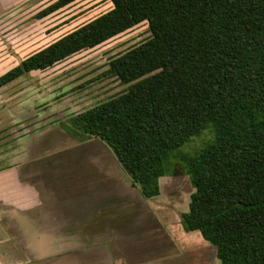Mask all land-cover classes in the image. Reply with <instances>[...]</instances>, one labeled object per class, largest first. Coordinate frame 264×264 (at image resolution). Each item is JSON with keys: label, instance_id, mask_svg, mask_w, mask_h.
I'll return each mask as SVG.
<instances>
[{"label": "trees", "instance_id": "1", "mask_svg": "<svg viewBox=\"0 0 264 264\" xmlns=\"http://www.w3.org/2000/svg\"><path fill=\"white\" fill-rule=\"evenodd\" d=\"M110 1L2 73L0 87L146 20L150 37L108 62L126 90L60 126L99 138L143 198L180 164L193 187L182 229L198 231L220 264H264V0Z\"/></svg>", "mask_w": 264, "mask_h": 264}, {"label": "rangeland", "instance_id": "2", "mask_svg": "<svg viewBox=\"0 0 264 264\" xmlns=\"http://www.w3.org/2000/svg\"><path fill=\"white\" fill-rule=\"evenodd\" d=\"M52 2L0 0V75L22 58L108 11L112 6L110 0H74L41 15V11ZM150 35L147 21L143 20L48 68L32 70L2 85L0 166L26 159L31 148L32 156L37 158L39 154L79 146L85 150L83 153L86 154L82 153L81 160L87 161V166L95 164L100 176L117 183L118 176L124 172L110 149L97 137L81 141L67 135L60 121H66L72 115L126 90L129 83L121 82L114 73L108 72V62L145 41ZM209 137L208 132L194 137L181 151L193 152ZM175 171L174 175H165L161 180L165 185L174 182L177 189H164L162 195L148 198L141 205L143 215H158L162 218L161 222L178 237L179 251H173L175 259L154 264H220L215 257V247L204 240L198 231L182 229L180 214L188 209L193 187L180 164L175 165ZM112 201L109 212L100 208L95 214L106 216L117 228L118 224L124 223L123 216L125 218L127 214H132L138 206L125 204L118 196Z\"/></svg>", "mask_w": 264, "mask_h": 264}, {"label": "crops", "instance_id": "3", "mask_svg": "<svg viewBox=\"0 0 264 264\" xmlns=\"http://www.w3.org/2000/svg\"><path fill=\"white\" fill-rule=\"evenodd\" d=\"M32 155L31 148L26 159L0 166V264H154L175 259L178 237L158 215L142 214L141 205L148 198L141 196L125 174L121 172L124 176L120 174L115 183L100 176L99 168L94 167L99 175L96 182L70 180L65 187L42 175ZM162 177L165 176L159 177V193L154 197L162 195L164 189L178 187L172 181L165 185ZM94 190L90 209L89 192ZM117 196L125 204L138 206L136 212L123 216L124 220L133 218L137 222L147 217L151 224L157 223L152 229L157 230L154 235L166 237V252L133 256L124 248L120 243L121 229L115 228L106 216L95 214L100 208L109 212ZM146 228L133 231L142 235L150 232Z\"/></svg>", "mask_w": 264, "mask_h": 264}, {"label": "flooded vegetation", "instance_id": "4", "mask_svg": "<svg viewBox=\"0 0 264 264\" xmlns=\"http://www.w3.org/2000/svg\"><path fill=\"white\" fill-rule=\"evenodd\" d=\"M67 135L69 134L67 133ZM84 151L83 147L71 146L58 151L48 152L46 155L33 160V162L35 166L39 168L41 174L47 176V179L52 183L63 186H65L70 180H75L77 182L89 181L94 183L96 182L95 179H99V175L95 172L96 170L94 166H87V161L81 160L82 153ZM91 192L96 193V191L94 190L89 192L88 207L90 209V204H92L90 200H95V197H93L95 195ZM136 211L137 210H135L134 212ZM146 219L147 222H145ZM145 223L147 224L145 225ZM151 223V220L146 217L145 219L142 218L137 222L133 218H126L123 224H118V227L121 229L122 235H120V243L133 256L146 253L154 254L157 250L166 252L169 249V243H167L166 237L164 235H154L157 233V230L152 229V227H154V225H157V223ZM142 227H147L151 233L149 232L146 234L142 233V235H137L136 230L135 232H133V228H138L139 230ZM131 230L133 233L130 232Z\"/></svg>", "mask_w": 264, "mask_h": 264}]
</instances>
